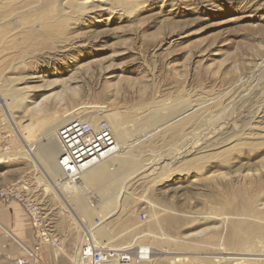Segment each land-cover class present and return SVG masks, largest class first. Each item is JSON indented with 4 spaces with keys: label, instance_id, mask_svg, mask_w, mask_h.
I'll return each mask as SVG.
<instances>
[{
    "label": "rangeland",
    "instance_id": "rangeland-1",
    "mask_svg": "<svg viewBox=\"0 0 264 264\" xmlns=\"http://www.w3.org/2000/svg\"><path fill=\"white\" fill-rule=\"evenodd\" d=\"M128 1L0 0V135H10L8 150L0 137V154L24 153L28 143L26 153L39 159L0 164V187L22 191L25 186V197L40 206L49 234L40 254L43 264H81L85 227L96 245L109 251L134 241L199 256L220 257L223 249L240 254L263 250L264 0ZM81 2L88 9L83 10ZM50 23L60 27L45 36L42 27ZM189 96L223 107L196 130L176 138L168 126L177 120L168 124L170 113L163 107ZM85 108L88 117L105 111L109 117L101 119L109 121L117 142L131 144L141 160L151 154L152 162H174L172 172L163 173L167 176L160 171L148 176L162 163L122 189L126 191L118 204L124 212L105 222L98 214L91 220L97 211L92 210L91 198H102L99 192L107 172L100 177L97 172L107 165L73 178L58 169L61 185H52L53 175L35 165L45 155L29 145L43 123L50 120L59 126ZM180 110L183 113L186 104ZM247 118L251 128L241 140L238 135L228 144L210 146ZM11 123L17 124L22 137L13 133ZM126 136L132 141L123 142ZM188 151L192 155L184 163ZM98 219L102 223L95 222L90 230ZM124 225L135 231L133 241L120 235ZM4 245L0 264H13L9 250L23 249L9 237ZM162 256L151 264H174V259ZM216 260L176 264H216ZM110 264L137 263L133 258H112Z\"/></svg>",
    "mask_w": 264,
    "mask_h": 264
},
{
    "label": "bare ground",
    "instance_id": "bare-ground-1",
    "mask_svg": "<svg viewBox=\"0 0 264 264\" xmlns=\"http://www.w3.org/2000/svg\"><path fill=\"white\" fill-rule=\"evenodd\" d=\"M110 1H112L113 3H119L122 0H110ZM128 2H130V0ZM68 3H72V2H68ZM79 5L82 6L83 10L88 9L86 7L85 3H83V2L79 3ZM62 17L64 18V20L67 19V18H65V15L62 16ZM59 27H60V24H58V23H50V25L47 26L46 28H44V27H42V28L44 30V35L45 36H51V35H53V33L57 29H59ZM61 27L63 28L64 26L61 25ZM24 96H26V95H24ZM209 100H203V99H200V98H195V96H189L188 98H178L177 100L175 99V100H173V101H171L169 103L164 104L165 105V108L163 107V109H167V110H164V111H166V114H167V112L170 113V117H171L170 120L167 119L168 120V124L170 122H172V120H177V121L173 122V124L171 123V125L168 126L170 128L169 134L172 133V136L175 135V137L177 136L176 138H178V136L182 135L184 132H186L189 129L196 130L198 127H200L201 125H203V123H204L203 121H205L206 118L208 119V117L211 116L212 113H214L216 110L219 111L220 109H222V107H223V104L222 103H221V106L219 108L217 107V105H216L215 102L213 104H210L209 103L210 104V106H209L207 104L208 102H210ZM178 102H179V104H178ZM182 103L183 104H186V110L183 111V113H181V110H180ZM154 106H156V105H154ZM159 106H161V105H159ZM159 106H157V107L159 108ZM250 106L252 108L254 106L253 109H255V106L256 105L252 104ZM182 109H184V108H182ZM244 109H246V108H244ZM255 110L258 111V112H260V113L263 112L261 110V107L255 109ZM37 111H42V110H37ZM42 112H44V111H42ZM76 113L77 114L75 116L88 117L89 115H91V114L88 113V109H86V108L84 110H82V111H79L78 110ZM105 113H106L105 111L98 112V113H93V114L96 115L93 118L99 120V119L104 118V117H109V115H106ZM98 114H104V115L98 116ZM163 115H165V114H163ZM250 116L251 115H249V118H251ZM253 116H255V115H253ZM245 117H246V115H245ZM249 118H247V120L246 119L242 120L241 123H240L241 125L239 127L237 125L233 124V128H230L231 133L228 135L229 131H227L228 133L226 132L225 134H227L228 136H225V137L223 136L222 139H220V140H223L222 142H220V140H219V141H216V143H213L215 145H212L211 144L210 146L211 147H216V146L222 145V144H224L226 142L229 143L233 139V136H238L239 135L238 138L240 139V137L242 135H244V133L250 131V128L251 127H249V126H250V124H251L252 121H250ZM222 119H223V117H222ZM49 121L43 123L40 127H38L39 130H38V134H37L36 138H34V140L31 142V144H29L30 146H34L35 147V150H39L41 153H43V155H45V156H43V158L40 161L39 165L37 164L38 161H39V159L36 156H34L32 154H29L31 152L26 153L27 149H29L28 143L24 144V147H25L24 153L21 152L19 154H15V155L14 154L8 155V154H10V152H4L3 154H0V164L7 163L8 160H14V159L17 160V159H20V158H25L26 160L29 159L32 162H37L35 165H36V167L38 169H39V167H43L42 170L45 169L49 173H51V175H53V177H52L53 180H55V182H53L52 185H56L57 184L59 186V185H61V183H60V181H57V180H60L61 178L60 177L59 178L57 177V175L59 173L58 172L59 167L57 165V159H58V156H59V149H60V147H59L58 142H57V139H56V131H57V129H58L59 126L58 125H54L57 122H51V123H49ZM218 121H219V119H218ZM47 123H49V124H47ZM45 124H47V125H45ZM161 128H162V126H161ZM11 129H12L13 133H15V134L17 133L21 137L23 136V134L20 131V129L17 126V124H12L11 123ZM165 129H167V128H165ZM141 130L143 131V129H141ZM131 135L132 134H130V136ZM248 135H250V134L248 133ZM126 137H123V138H125L123 140V142H130V139L132 137H128V136H126ZM242 139L246 140V138H242ZM248 139H249V136H248ZM131 141H132V139H131ZM117 143L119 144V142H117ZM228 143H226V144H228ZM119 146H120L119 153H117L112 158H110V159H108V160H106L104 162H101L100 164L92 167V168H95L97 166L102 167L104 165H107L106 167H104L103 169H101L99 172H97L99 174V177L101 176L102 173L105 174V172H107L105 174V178L107 180L105 181L106 183H104V186L102 187L101 192H99L100 193L99 198L100 197H102V198L99 201L95 197L94 198H91L92 199V202H93L92 203V205H93L92 206L93 207L92 210L97 209V211L95 213H93V215H91V220L94 219L93 217H96L97 214L99 215V217L98 216L97 217L100 218L102 220V222L103 221L105 222L107 219L112 218L116 214H119V213L122 214L124 212V210H122L123 208L121 206H119V204H118V202L120 201V200L118 201V197L120 196L121 192H125L126 190L125 191H121V190L122 189H126V187L130 183H132L134 181L135 182H138L141 179L140 177L142 175L148 173L155 166H159V165H161L164 162V161L163 162H161V161L152 162L151 161L152 160L151 157L153 155H151V154H148L147 157H145L144 160H141L140 159L141 157L139 158L137 155L135 156V154L132 152L133 149L131 148V146H132L131 144H125V145L119 144ZM123 155H124V157H123ZM189 155H192V153L190 151L186 152L185 155L183 156L184 163L188 162V160H185V159H188L189 158L188 157ZM51 156L54 157L52 159L55 160V162H51ZM141 156H143V155H141ZM154 159L155 160H158L159 158H154ZM183 161H181L180 163H182ZM199 161H201V159H199ZM51 163L53 164V166L51 165ZM173 163H172V161L171 162L163 163L164 165L162 164V166L154 168V170L151 171V173L148 176H150V175H153V176L156 175L155 174L156 171H157V174H158V171H160L159 174H163L164 172H168V173L172 172L171 171L172 170V167L171 166H172ZM115 164H118V167L113 170V167H114ZM175 164H176V162H175ZM45 167H47V168H45ZM92 168H90V169H92ZM90 169H88V170H90ZM96 169H98V168H96ZM88 170H86V171H88ZM83 173H85V171ZM83 173H81L80 175H83ZM176 173L178 174L179 172H176ZM104 174H103V176H104ZM103 176H102L101 180L103 179ZM164 176H167V175L165 174ZM160 177H161V175L158 176L157 179H159ZM23 188L25 189V186ZM102 222H100V224ZM96 226L97 225H95V221L93 220V223H92V225L89 228H90V230H92V228L93 227H96ZM6 231L9 234H11L10 231H8V230H6ZM120 235H123V237H125V238L126 237L132 238L131 241H133V239H135V236H136L135 231L133 230V228H131V227L127 226V225H124L121 228ZM133 235H135V236L133 237ZM129 244H130L129 246L122 247V248H119V249L114 250V251H110L111 258H119V256H121L120 261H125L127 258H133L134 257V251H132V250L134 248H136V246H140L141 247L142 245H138L137 244V241L131 242ZM258 245H259V243H258ZM262 245L263 244L260 245V248H261ZM22 247H24V246H22ZM141 248L144 249V250L150 251V254H151L150 257L149 258L147 257L146 258L147 260H144V262H143V263H147L148 262L150 264L151 263H154L155 261H157V260H159L161 258H163L164 256H162V255H168L170 257V259H174V264L181 263L183 261L184 262L185 261L188 262L191 259H202V260H206V259H208V260H211V259L212 260H216V259H218V260L215 261L216 264H220L221 262L236 261V260H242V261H245V262L256 261V260L257 261H264V249L263 250L262 249L261 250L260 249L259 250L257 249L255 252L254 251H251L248 254L231 253V252H228L225 249H223L221 253L217 254L220 257H217L216 255H215L216 256L215 257V256L206 255L207 253L206 254H202V255L199 256L197 254L198 252H183V251L171 252V251H168V250H166V251L165 250H159V249H156L154 247H146V246H142ZM27 251L31 255V251H29L28 249H27ZM199 254H201V253L199 252ZM228 256H236V257H238V256L247 257L248 256L249 258L248 257L247 258H236V257H228ZM251 257H255V258H251ZM256 257H258V258H256ZM79 260H80V257H79ZM80 263H81V261H80ZM110 263H108V264H110Z\"/></svg>",
    "mask_w": 264,
    "mask_h": 264
},
{
    "label": "built area",
    "instance_id": "built-area-1",
    "mask_svg": "<svg viewBox=\"0 0 264 264\" xmlns=\"http://www.w3.org/2000/svg\"><path fill=\"white\" fill-rule=\"evenodd\" d=\"M2 99V96H0ZM2 143L6 144L5 149H8L7 141L10 138L8 134H1ZM56 139L59 149L57 165L66 178L79 176L84 171L104 162L120 151V146L117 143L113 129L106 119H94L93 117L84 116H68L60 123L56 131ZM5 140L6 142H3ZM26 190H19L16 186L8 188L0 187V203L10 204L16 200L25 208L30 216L33 226L38 231L40 242L31 255L40 264L38 253L41 246L48 243L49 234L47 226L44 222L40 206L26 198ZM146 219V215H142ZM97 224L100 220L95 221ZM144 246V244H141ZM142 247V246H141ZM136 246L133 260L137 264H141L146 258L150 257V251ZM121 259V256L118 258ZM112 260L110 251L106 248L96 245L89 229L85 227L84 241L80 245V261L82 264H108Z\"/></svg>",
    "mask_w": 264,
    "mask_h": 264
},
{
    "label": "crops",
    "instance_id": "crops-1",
    "mask_svg": "<svg viewBox=\"0 0 264 264\" xmlns=\"http://www.w3.org/2000/svg\"><path fill=\"white\" fill-rule=\"evenodd\" d=\"M6 230L10 231L11 234ZM8 237L14 241L16 247L20 246L23 249L20 253L19 251L17 252L14 250L11 252V250H9L12 254L11 259L13 264H16L17 261L19 264L22 260L23 264H27V262L29 264L30 260L35 264H40L27 251V249L32 251L38 246L40 242L39 233L33 226L32 220L25 208L16 200L12 201L10 204L0 203V253L6 249L4 244H6V238ZM46 246V244L41 246V250L38 253L39 257ZM24 253L28 257L23 255Z\"/></svg>",
    "mask_w": 264,
    "mask_h": 264
}]
</instances>
